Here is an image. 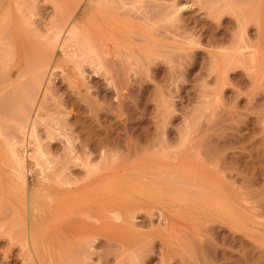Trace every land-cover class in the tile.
I'll return each instance as SVG.
<instances>
[{
  "label": "rangeland",
  "instance_id": "rangeland-1",
  "mask_svg": "<svg viewBox=\"0 0 264 264\" xmlns=\"http://www.w3.org/2000/svg\"><path fill=\"white\" fill-rule=\"evenodd\" d=\"M2 1L0 264H264V0Z\"/></svg>",
  "mask_w": 264,
  "mask_h": 264
},
{
  "label": "bare ground",
  "instance_id": "bare-ground-1",
  "mask_svg": "<svg viewBox=\"0 0 264 264\" xmlns=\"http://www.w3.org/2000/svg\"><path fill=\"white\" fill-rule=\"evenodd\" d=\"M1 2H3L2 0H0ZM78 3V2H77ZM77 3H75V5L77 4ZM1 4V3H0ZM6 5L7 4H5V7H6ZM97 5H98V3H97ZM4 7V8H5ZM98 7V6H97ZM2 10H3V6H2V8H1ZM96 9V8H95ZM74 10H76V6H75V8H71V11H69V13L71 12H73L74 13ZM70 13V14H71ZM65 14H67V13H65ZM68 15V14H67ZM70 16L71 15H69V17L68 16H66L67 17V19H65L64 20V24L65 23H68V22H66V21H68V20H70V19H68V18H70ZM63 19L65 18V17H62ZM59 22H60V20H58ZM61 21H62V19H61ZM62 23V22H61ZM62 23V24H63ZM77 24V23H76ZM59 25V24H58ZM66 25V24H65ZM56 28H55V30L57 29H59V32H61L60 30L62 29V28H64V26L62 27H60V28H57V26H55ZM59 27V26H58ZM78 26L76 25L75 26V24H72L71 25V27L69 28V30H68V32L70 33V34H72V36L71 37H73V34H74V36H76L75 34L76 33H78L77 32V30H78V28H77ZM66 29V28H65ZM63 30V29H62ZM79 30H82V31H80V33L81 32H83V31H85V30H83V29H79ZM78 30V31H79ZM62 33V32H61ZM83 33H86V34H88L86 31L85 32H83ZM68 34V33H67ZM86 34H84V35H86ZM55 35H57L58 36V33H55ZM83 35V34H82ZM67 36V35H66ZM88 36H90L89 34L88 35H86V36H83V37H85V38H83L81 41H84L83 43H84V45H86V44H88L87 46H88V48H87V46H85V48L84 49H88L89 50V53L91 52H97L98 53V51L97 50H101V49H97L96 48V46L98 47V45L95 43V41L92 39V37H91V39H89L90 37H88ZM77 37V39H78V36H76ZM87 37V38H86ZM55 38V37H54ZM59 38V37H58ZM67 38V37H66ZM70 38V37H69ZM82 38V37H81ZM80 38V39H81ZM50 39H52V38H50ZM55 39H57V37L55 38ZM54 39V40H55ZM71 39V38H70ZM85 39L88 41L87 43H85ZM89 39V40H88ZM65 40V39H64ZM50 40L48 39V41L47 42H49ZM53 41V40H52ZM66 41H67V39H66ZM72 41V40H71ZM73 41H75V40H73ZM80 41V40H79ZM94 41V42H93ZM56 42V41H55ZM68 42V41H67ZM64 43V45H65V41L63 42ZM81 43V42H80ZM82 43V44H83ZM42 44H45V43H42ZM49 44H52V45H54V42L52 43H49ZM60 45V44H59ZM41 46V45H40ZM47 46V45H46ZM51 45H48V47L49 48H47V51L45 52V54H44V56L43 55H41L40 54V52L41 51H39V53L38 54H40L41 56H42V58H40V56H39V58L40 59H38V60H41V61H39V63L40 62H42V59H43V62H44V64H40L41 66H43L44 68H45V66H46V64H48L50 61L49 60H51L50 59V55H51V53L52 52H54L55 50H53V46H51ZM103 46V45H102ZM62 47V46H61ZM60 47V48H61ZM84 47V46H83ZM45 48V47H44ZM103 48V47H102ZM55 49V48H54ZM86 50H85V52H84V54L86 53ZM96 50V51H95ZM104 50V49H103ZM45 51V50H44ZM43 51V52H44ZM63 51H64V47H63ZM62 51V52H63ZM105 51V50H104ZM87 53H88V51H87ZM104 53V52H103ZM37 54V55H38ZM52 54H54V53H52ZM83 54V53H82ZM90 55V54H89ZM93 54H91V56H92ZM95 55V54H94ZM98 55H99V53H98ZM83 56H86V55H83ZM88 56V55H87ZM52 57V56H51ZM89 57V56H88ZM38 58V57H37ZM64 58V57H63ZM63 58H61V60H64ZM92 58V57H91ZM98 58H100L101 59V55L98 57ZM54 60V59H53ZM35 61V60H34ZM37 61V60H36ZM35 61V62H36ZM49 61V62H48ZM52 61V60H51ZM38 63V62H37ZM38 63V64H39ZM58 64H59V62H57ZM57 64V65H58ZM37 65V64H36ZM40 65H37V67L36 68H39V66ZM60 65V64H59ZM59 65H58V67H59ZM49 66V65H48ZM47 67V66H46ZM34 69H35V67H33ZM40 69H43V68H40ZM45 70H48L47 68L45 69ZM35 71H37V70H35ZM40 71V70H39ZM43 71V70H42ZM1 72V71H0ZM27 72V71H26ZM33 72V71H32ZM29 73H30V70H29ZM37 73H39V72H37ZM37 73H35L37 76H38V79L37 80H39V75L37 74ZM45 73V72H44ZM2 74V73H1ZM20 74V73H19ZM7 75V74H6ZM9 75V74H8ZM21 75H23L22 73H21ZM45 75V74H44ZM2 76V75H1ZM29 76V75H28ZM3 77V76H2ZM9 77V76H8ZM7 78V77H6ZM35 78H37V77H35ZM1 79V78H0ZM19 79H21V78H19ZM33 79V78H32ZM10 80V79H9ZM2 81V80H1ZM16 81H18V80H16ZM8 81H6V83H7ZM10 82V81H9ZM8 82V83H9ZM11 82H12V80H11ZM15 82V81H14ZM13 82V83H14ZM24 82V81H23ZM48 82H49V79H48ZM3 83H5V82H3ZM5 83V84H6ZM15 83H17V82H15ZM36 83V82H35ZM40 83H41V81H40ZM2 84V83H1ZM10 84V83H9ZM26 84H27V81H26ZM16 85V84H15ZM18 85V84H17ZM10 86V85H9ZM22 86V85H21ZM28 86V85H27ZM39 86V85H38ZM7 87V86H6ZM11 87V86H10ZM29 87V86H28ZM35 87V86H34ZM24 88V87H23ZM5 89H7V88H5ZM5 89L3 90V91H5ZM16 89V88H15ZM27 89H30V87L29 88H27ZM32 89V88H31ZM12 90H13V88H12ZM17 90H18V88H17ZM1 91V90H0ZM13 92V91H12ZM28 92V91H27ZM35 92V91H34ZM10 93V92H9ZM24 94V93H23ZM23 94H21V95H23ZM28 95V94H27ZM31 95H32V93H31ZM30 95V96H31ZM3 96V95H2ZM7 96V95H6ZM30 96H29V98H27V99H31L30 98ZM33 96V95H32ZM2 98V97H1ZM33 98V97H32ZM24 99V98H23ZM22 100V99H21ZM35 100V99H34ZM33 101V100H32ZM22 102V101H21ZM27 102H28V100H27ZM34 102V101H33ZM4 103H5V101H4ZM13 103V102H12ZM18 103V102H17ZM20 103V102H19ZM29 103V102H28ZM7 103H5V105H6ZM30 104V103H29ZM1 105V104H0ZM3 105V104H2ZM5 105H4V107H5ZM20 106H21V103L19 104ZM13 106V105H12ZM25 106V105H24ZM30 106L31 105H29V109H31L30 108ZM3 107V108H4ZM8 107V106H7ZM23 109H24V107H23ZM29 109H27L25 112H23L22 113V111H21V113L20 114H22V115H24V113H26V112H30L29 111ZM40 109V108H39ZM8 110V109H7ZM20 110V109H19ZM4 112V111H3ZM28 113H26L25 115H24V117L22 118L21 117V119H19V120H16L17 122H16V129L19 131V133L20 132H22V133H24L25 135H28V134H30V136H31V138H32V136H34L35 135V133H33L36 129H35V127H36V125H35V121H34V117H33V119H31L32 118V115H30V113H29V115H28ZM21 115V116H22ZM34 116H35V114H34ZM37 116V115H36ZM20 116H18V118H19ZM31 117V118H30ZM14 118H15V115H14ZM17 118V117H16ZM32 120L35 122H32ZM14 124V123H13ZM35 125V126H34ZM17 133V132H16ZM18 133V134H19ZM32 134H34V135H32ZM11 135V134H10ZM17 136V135H16ZM11 148H10V151H11V153L9 152V154H12V157L10 156V161H11V164H10V162L8 163L9 164V167H10V169H11V172L9 171L8 173V175H10V177H9V180L7 181V185H10V187L11 186H13L14 188V190H17L18 191V194H19V192L21 193L20 194V196L21 195H23V197L22 198H24L26 195H24V191H25V186H26V184L28 183V172H29V170H28V168H27V166H26V159H25V157L27 156H25V155H22V154H19L18 153V151L14 148V146H10ZM17 147V146H16ZM8 148H9V146H8ZM34 158V157H33ZM6 172V171H5ZM6 175H7V172L5 173ZM54 174H57V173H55L54 172ZM59 174V173H58ZM1 175H2V173L0 174V178H2L1 177ZM45 175V174H44ZM49 176V175H48ZM56 176V175H55ZM57 177V176H56ZM44 178V177H43ZM48 178H50V176L48 177ZM48 178H47V180H48ZM52 179V178H51ZM54 179V178H53ZM0 180H2V179H0ZM55 180V179H54ZM2 183V182H1ZM26 193V192H25ZM15 194H16V192H15ZM17 196H19V195H17ZM22 198H20L21 199V201H22ZM26 198V197H25ZM24 201H25V199L22 201L23 203H24ZM26 203V202H25ZM16 207V206H15ZM27 210V209H26ZM14 213H15V211H14ZM13 213V214H14ZM16 215H20V213H17ZM16 217V216H15ZM19 217L20 216H18V220H20L19 219ZM35 219V218H34ZM18 220H16V218H15V220L14 221H18ZM28 220V219H27ZM23 221V220H22ZM21 222V221H20ZM24 222V221H23ZM23 222H21V223H23ZM30 222V221H29ZM18 223V222H17ZM28 223V222H27ZM29 224H31V222L29 223ZM28 224V225H29ZM21 224H19V226H20ZM27 225V224H26ZM25 226V225H24ZM30 226H32V225H30ZM21 227H23V226H21ZM29 226H27V228H28ZM35 228V227H34ZM24 229V228H23ZM26 231H29L28 229H25ZM26 233V232H25ZM28 233V232H27ZM29 233H31L30 231H29ZM32 233H34V232H32Z\"/></svg>",
  "mask_w": 264,
  "mask_h": 264
}]
</instances>
